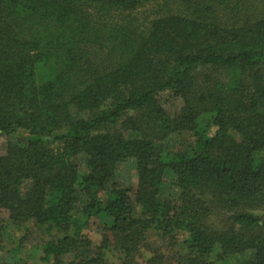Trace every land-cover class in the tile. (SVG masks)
Wrapping results in <instances>:
<instances>
[{"label":"trees","instance_id":"1","mask_svg":"<svg viewBox=\"0 0 264 264\" xmlns=\"http://www.w3.org/2000/svg\"><path fill=\"white\" fill-rule=\"evenodd\" d=\"M145 1L0 0V211L43 227L49 264H139L149 229L175 264L246 252L245 264H264V14L228 27L188 0L194 16H159L143 40L109 48L111 61H81L90 44L102 51L84 5L124 12ZM184 131L192 144L171 146ZM128 161L135 188L116 180ZM96 221L103 238L92 246L83 230ZM146 264L168 263L156 252Z\"/></svg>","mask_w":264,"mask_h":264},{"label":"rangeland","instance_id":"2","mask_svg":"<svg viewBox=\"0 0 264 264\" xmlns=\"http://www.w3.org/2000/svg\"><path fill=\"white\" fill-rule=\"evenodd\" d=\"M194 1V0H193ZM201 3V2H200ZM204 6L212 9V18L223 26L233 27L251 24L257 17L264 14V0H203ZM196 7L192 1L188 0H148L142 2L136 8L120 12L119 10H99L93 5H84L83 11L89 13L94 29L101 34L102 44L98 48L102 51H94L90 44L89 50L79 53L81 61L90 60L92 63L111 61L107 54L109 48H116L119 53L123 49L120 38H125L128 42H139L146 36L150 23L159 16L178 14L183 16H194ZM117 26V27H116ZM109 38V39H108ZM110 40H113L109 42ZM108 46V47H107ZM117 53L112 56H116ZM81 63V62H80ZM82 64V63H81ZM79 64L83 69V65ZM82 74H89L81 71ZM161 102L170 112L178 111L182 105L180 98H170L168 94L161 96ZM215 126H210L207 132L208 137H212L216 132ZM238 139V135L232 132ZM194 138L189 131L174 134L169 138L171 146H186L192 144ZM7 138L0 136V155L6 153ZM80 172L84 167L81 160H78ZM116 180L123 186L137 185V175L133 163L125 162L118 166L116 170ZM264 218V211H258ZM8 213L0 211V222L5 225V229L0 232V264H49L44 260L41 251V243L47 237L43 233V227H38L27 221L20 225H13L7 220ZM6 222L11 225H6ZM84 237L88 238L92 246L99 245L103 238V228L97 221L91 223L83 230ZM180 239L185 238V234L179 233ZM82 252H86L82 251ZM164 257L168 264H175L176 253L170 247L169 241L156 235L154 230L149 229L144 236V241L135 253L134 260L139 264H146L155 253ZM252 253L246 252L244 256L236 255L231 264H245L244 260H249Z\"/></svg>","mask_w":264,"mask_h":264}]
</instances>
